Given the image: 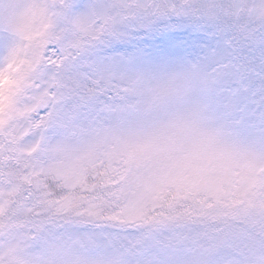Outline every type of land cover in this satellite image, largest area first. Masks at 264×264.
<instances>
[{
	"label": "snow or ice",
	"instance_id": "snow-or-ice-1",
	"mask_svg": "<svg viewBox=\"0 0 264 264\" xmlns=\"http://www.w3.org/2000/svg\"><path fill=\"white\" fill-rule=\"evenodd\" d=\"M0 264H264V0H0Z\"/></svg>",
	"mask_w": 264,
	"mask_h": 264
}]
</instances>
